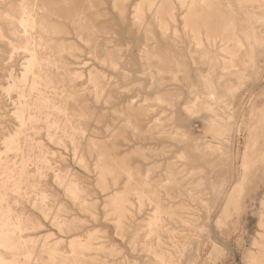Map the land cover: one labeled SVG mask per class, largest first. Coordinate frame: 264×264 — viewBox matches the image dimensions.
Masks as SVG:
<instances>
[{"label": "rangeland", "instance_id": "1", "mask_svg": "<svg viewBox=\"0 0 264 264\" xmlns=\"http://www.w3.org/2000/svg\"><path fill=\"white\" fill-rule=\"evenodd\" d=\"M86 1L87 27L54 17L52 48L40 50L59 61L50 68L61 79L59 112L40 111L31 76L19 80L27 55L12 52L18 39L0 19V208L12 209L23 241L16 252L0 247L2 264H264V39L251 28L264 31V0H221L228 11L201 0ZM14 3L0 1V18ZM233 21L243 47L224 81L211 59L229 56L224 26ZM195 29L202 60L190 50ZM206 82L222 83L213 109ZM8 132L21 148L7 150Z\"/></svg>", "mask_w": 264, "mask_h": 264}, {"label": "bare ground", "instance_id": "2", "mask_svg": "<svg viewBox=\"0 0 264 264\" xmlns=\"http://www.w3.org/2000/svg\"><path fill=\"white\" fill-rule=\"evenodd\" d=\"M2 1V3L6 0H0ZM180 1V0H179ZM183 1V0H181ZM194 2L197 1V0H193ZM200 1V0H199ZM203 4H206V5H210V6H216L218 8H222L223 10H231L229 6L227 7H223L222 3H221V0H201ZM242 1V0H241ZM155 2H157L155 0ZM15 5L13 6V10L15 11L14 14H10L8 13L7 11L3 12L2 15H1V18L2 20H4L6 23H8V25L10 26L9 27V31L10 33L12 34V36L15 37V39H18L16 40L17 43L14 42V40H9V46H11L12 48V52L13 53H20V52H23L25 55H27L26 57V61H25V64L23 66V72H22V77L21 81L25 82L26 85H28L27 83V77L30 75L31 76V80L29 81V91L32 93V94H35V95H31V96H36L37 97V100L36 102L38 103V106H39V110L41 109L40 106H42V109H43V106H45L44 108H48L46 106H50V107H54L55 109L57 108L58 112L59 111H62L61 107L59 105L56 104L55 100L57 98V96H59L61 93H59V86H58V82L61 80L60 79V75L59 74H53V72L50 70V68H52L51 66H58V59L55 58V56L52 54L51 56L49 54H46L45 56L40 52V50H44L45 49V52L46 49H49V48H52L51 46V42L50 40H48L46 38V36L50 35V34H53L55 33L58 29L56 28V25H54L52 19L54 17L56 18H62V17H65L67 19H69L73 25H77L80 27V29H83L85 27H87L85 21L87 19V12L91 9V3L89 1H86V0H15ZM152 4V3H151ZM154 4V3H153ZM156 4V3H155ZM227 4V3H226ZM1 6V5H0ZM9 7V6H8ZM171 7V6H169ZM1 8V7H0ZM209 8V7H208ZM152 9V8H151ZM250 9L253 10L254 13H257L258 11L261 10V8H259L258 5H254V4H251V7ZM9 10V9H7ZM13 11V12H14ZM10 12V11H9ZM233 12V11H232ZM262 12V11H261ZM260 12V13H261ZM235 15V14H234ZM249 20V19H248ZM68 21V20H67ZM234 22V23H233ZM231 23H227L226 26H224V34H225V37L224 39L228 41V45L225 47V50L228 52L227 54L229 55L227 58H223V57H214L211 59V62L212 61H215L216 64L214 65V70L222 77V79L224 77H228L230 74H231V68L232 67H235L234 66V62L235 60L238 59L239 54L238 52L240 51L239 49L242 48V42L240 41L239 37L232 32V29L234 28V26L236 27V22L233 21ZM212 27V26H211ZM252 29H254V33L256 35V37H260V38H263L264 39V31L263 29L261 28V24H254L252 27ZM57 29V30H56ZM18 30H20L21 32H19ZM165 31V30H164ZM167 31V29H166ZM194 34H193V38L191 39V46H190V50L191 51H194L195 49H197V52L199 54V59H203L206 55V52L205 50H201L200 48L202 47L201 43V40L200 38H198L200 35H201V32L199 29H195L193 30ZM187 32V31H186ZM167 33V32H166ZM245 34V33H244ZM4 34H3V30H2V27L0 26V37H3ZM175 36V35H174ZM202 36V35H201ZM243 36V35H242ZM50 39V38H49ZM218 39V38H217ZM232 39V40H231ZM247 41H249V37L246 38ZM245 40V41H246ZM54 41V40H53ZM52 41V42H53ZM209 42V41H208ZM215 42V41H214ZM51 43V44H50ZM54 43V42H53ZM249 43V42H248ZM247 43V44H248ZM55 44V43H54ZM215 44V43H214ZM224 48V47H223ZM245 48V47H244ZM175 49V48H174ZM53 51V50H52ZM176 51V50H175ZM252 52V47H251V44L249 43V48H245V52L244 54H249L250 52ZM43 52V51H42ZM51 52V50H49V53ZM174 52V51H173ZM224 52V51H222ZM172 53V52H171ZM23 54V55H24ZM51 54V53H50ZM252 54V53H251ZM15 55V54H14ZM18 55V54H17ZM21 55V54H20ZM174 55V54H173ZM244 55V56H245ZM19 57V56H17ZM16 57V58H17ZM251 58V57H250ZM14 61V60H13ZM59 67V66H58ZM238 68V67H237ZM236 68V69H237ZM235 69V70H236ZM239 69V68H238ZM237 69V70H238ZM14 70V69H12ZM11 70V71H12ZM159 72V71H158ZM21 73V72H20ZM58 73V72H56ZM14 74H10L9 77H10V86H9V89H14V87H16V79L15 77L13 76ZM214 75V74H213ZM19 76V75H18ZM29 76V77H30ZM202 76V75H201ZM205 76V75H204ZM177 77V76H176ZM203 78V76H202ZM30 79V78H29ZM206 79V78H204ZM212 79V78H211ZM225 79V78H224ZM223 79V80H224ZM18 80V81H19ZM207 80V79H206ZM222 80V81H223ZM226 80V79H225ZM224 80V81H225ZM8 81V80H7ZM20 81V82H21ZM208 81V80H207ZM221 81V82H222ZM223 81V82H224ZM230 81V80H229ZM22 82V83H23ZM239 82V81H238ZM7 83V82H6ZM9 84V83H7ZM205 84V82H204ZM207 84V82H206ZM208 85V84H207ZM205 85V86H207ZM202 86V85H201ZM209 86V85H208ZM222 87V83H218L216 85H210L207 89H208V97L209 99L212 100V102H210L209 100H207V105L210 107V108H215L216 105H215V102H216V98H215V94H217L218 91H216V88H220ZM23 88V87H22ZM21 88V89H22ZM50 88H52L51 90H53L52 94L50 93V95L48 94ZM26 90V88H24ZM24 89H22L20 92H19V98L24 96V92H26ZM204 89V88H203ZM2 90V89H1ZM15 90V89H14ZM5 91V90H4ZM2 91V92H4ZM13 91V90H12ZM62 91V90H61ZM205 91V90H204ZM207 91V90H206ZM88 92V91H87ZM13 94V93H12ZM2 95V94H1ZM28 97V95H27ZM24 98V97H23ZM22 98V100H23ZM72 98V97H71ZM10 99V97H9ZM32 99V98H30ZM60 99V98H58ZM28 100V99H27ZM35 100V99H34ZM21 100H17L16 102L19 104ZM26 101V100H24ZM15 102V101H14ZM35 102V101H34ZM200 102V101H199ZM36 103V104H37ZM18 104H13V105H16L15 109L18 108L17 112H16V117L19 121V124L20 125H23L24 126V118L25 115H21L22 113V107L24 105H26V103H24V105L21 106V103L19 106H21L22 109H19L20 107H17ZM34 104V103H33ZM28 105V104H27ZM36 106V107H38ZM30 107V106H29ZM28 107V108H29ZM35 107V106H34ZM194 107H195V104H193L192 106H188L186 107V109L188 111H195L194 110ZM14 108V106H13ZM27 108V107H25ZM33 108V107H32ZM219 108V107H218ZM223 109V108H222ZM24 110V109H23ZM28 110V109H27ZM37 110V109H36ZM46 110V109H45ZM16 111V110H15ZM31 111V109L29 110ZM38 111V110H37ZM41 111V110H40ZM39 111V112H40ZM13 112V111H12ZM52 112V111H51ZM35 113V112H34ZM49 113V111H48ZM15 114V113H14ZM30 114V113H28ZM43 114V113H42ZM50 114V113H49ZM12 116V114H10ZM47 115V114H46ZM23 116V117H22ZM29 116V115H28ZM32 116L34 115H31L29 116V118L31 117V119L33 118ZM45 116V115H44ZM51 116V115H50ZM48 116V118L50 117ZM220 118L222 120H226L227 118H231V114L228 115V116H225L223 114H220L219 115ZM13 118V117H12ZM28 118V117H27ZM35 118V117H34ZM48 118H45V120H47ZM38 119V118H36ZM14 120V122H15ZM29 120V119H28ZM35 121V120H34ZM37 121H40V120H36L35 122ZM43 119L40 121L42 122ZM53 121V120H52ZM69 121V122H68ZM67 122L69 123V125H71V121L68 120ZM48 122V121H47ZM46 122V123H47ZM51 122V121H50ZM27 123V122H25ZM29 123V122H28ZM33 123V122H31ZM39 123V122H38ZM45 123V125H46ZM49 123V122H48ZM66 123V122H65ZM67 123V125H68ZM37 124V123H36ZM42 124V123H41ZM27 125V124H26ZM25 125V127H26ZM66 125V126H67ZM30 126H32L30 124ZM60 126V124H59ZM64 126V125H62ZM15 127V126H14ZM36 128V126H34ZM21 128V127H20ZM20 128H17L18 130H20ZM23 128V127H22ZM32 130H33V127H31ZM66 127L64 126V129ZM70 128V127H69ZM26 129V128H25ZM42 129V128H41ZM63 129V128H62ZM13 130V129H12ZM17 130V131H18ZM35 130V129H34ZM38 130V129H37ZM14 131V130H13ZM41 131V130H39ZM44 131V130H43ZM55 131V130H54ZM65 131V130H64ZM69 131V130H68ZM19 132V131H18ZM23 132V131H22ZM36 132V131H35ZM42 132V131H41ZM9 133V132H8ZM40 132H38L39 134ZM53 134V131L51 132ZM58 133V131L56 132ZM60 133H61V130H60ZM63 133V132H62ZM61 133V135L58 133V135L62 136L63 134ZM19 134V133H18ZM17 132L14 133V134H11L9 133L8 136H5L4 137V140H3V144H5L7 150H11V149H16L18 148L19 144H20V135H18ZM22 134V133H21ZM23 134H25L23 132ZM50 134V133H49ZM51 134V136L53 137V135ZM69 134V133H68ZM7 135V134H6ZM26 135V134H25ZM47 135V133H46ZM45 135V136H46ZM56 135V134H55ZM54 135V136H55ZM27 136V135H26ZM25 136V137H26ZM35 136V135H34ZM40 136H41V133H40ZM48 136V135H47ZM46 136V137H47ZM36 138V137H35ZM55 138V137H54ZM23 139V138H22ZM31 139V138H30ZM61 139V138H60ZM34 140V139H33ZM54 140V139H53ZM73 140V139H72ZM71 140V141H72ZM36 141V140H35ZM62 141V140H61ZM24 142H25V138H24ZM32 142V141H31ZM40 142V141H38ZM37 142V143H38ZM43 142V140H42ZM55 142V141H53ZM36 143V145H37ZM74 143V142H73ZM60 144V143H58ZM24 145V144H23ZM39 145V144H38ZM43 144H41L40 146H42ZM74 145V144H73ZM72 145V146H73ZM20 147V146H19ZM23 147V146H22ZM75 147H76V144H75ZM21 148V147H20ZM39 148V147H38ZM44 148V146H43ZM77 148V147H76ZM214 148V147H213ZM40 149V148H39ZM74 149V148H73ZM209 149V147H208ZM216 149V148H214ZM6 150V151H7ZM21 149H19L20 151ZM23 150V149H22ZM42 150V149H40ZM196 150V148H195ZM213 150V149H212ZM7 151V152H8ZM29 151V150H28ZM33 151V149H32ZM219 151V150H218ZM0 152H3V151H0ZM5 152V151H4ZM11 152V151H10ZM42 152V151H41ZM211 152V150H210ZM214 152V151H213ZM216 152V150H215ZM17 153H18V150H17ZM21 153H23V151H21ZM25 153H26V150H25ZM75 153H76V150H75ZM207 153V152H206ZM0 154H4V153H0ZM6 154V153H5ZM15 154V153H14ZM222 154V153H221ZM8 155V154H7ZM23 155V154H22ZM21 155V156H22ZM6 156V155H5ZM20 156V155H18ZM24 156V155H23ZM28 156V155H27ZM26 157V156H25ZM3 158V157H2ZM1 158V159H2ZM0 159V160H1ZM7 159V158H6ZM5 159V160H6ZM39 159V158H38ZM45 159V158H44ZM23 160V158L21 159ZM29 160V159H28ZM42 160V159H41ZM2 161V160H1ZM45 162V161H44ZM43 162V163H44ZM21 163V162H20ZM23 163V162H22ZM21 163V164H22ZM47 163H48V160H47ZM1 164V163H0ZM20 164V165H21ZM25 165V164H24ZM24 165H22L24 167ZM28 165V164H27ZM25 165V167L27 166ZM4 167V166H3ZM22 167V168H23ZM6 169V168H5ZM10 169H13V168H10ZM25 169V168H23ZM8 170V169H7ZM21 170V168H20ZM4 171V170H2ZM10 171L9 170V174H10ZM21 171H24V170H21ZM13 172V171H12ZM38 172V171H37ZM41 171H39V174H40ZM19 173V172H18ZM22 173V172H20ZM19 173V174H20ZM25 174V172H23ZM22 173V174H23ZM3 174V173H2ZM62 174V173H61ZM1 175V174H0ZM12 175V174H11ZM30 175V174H29ZM41 175V174H40ZM102 175V173H101ZM22 176V175H21ZM57 176V174H56ZM61 175L59 174V177ZM2 177V175H1ZM8 177V175H7ZM43 177V176H41ZM57 177V178H59ZM63 177V176H62ZM10 178V177H9ZM13 178V177H12ZM55 178V177H54ZM11 179V178H10ZM63 179V178H61ZM171 179V178H170ZM21 180V179H20ZM26 180V179H25ZM60 180V179H58ZM65 180V179H63ZM62 180V182H63ZM168 180H169V177H168ZM173 179H171L172 181ZM19 181V180H18ZM10 183V182H9ZM17 183V182H15ZM31 183V181H30ZM35 183V182H34ZM60 183V182H58ZM65 183V182H63ZM3 184V182H2ZM6 184V183H5ZM4 184V185H5ZM20 186L16 189L17 192H19V189L21 187V183H19ZM62 184V183H61ZM15 185V184H14ZM12 185V186H14ZM31 185V184H30ZM33 185V184H32ZM3 186V185H2ZM7 185H5L4 187L6 188ZM38 186V185H37ZM31 187V186H30ZM35 187V186H34ZM39 187V186H38ZM68 187V186H67ZM3 188V187H2ZM32 188V187H31ZM36 189V188H34ZM32 190V189H31ZM42 190V189H41ZM67 190V189H66ZM68 190L70 192V194H72L73 196H76L77 195V190H76V187L75 186H71V187H68ZM67 190V191H68ZM3 191H4V188H3ZM7 192V189L5 191V194ZM16 192V193H17ZM19 194V193H18ZM29 194V193H28ZM27 194V195H28ZM41 194H43V192H41ZM45 194V193H44ZM69 194V193H67ZM2 192L0 191V196L2 197ZM20 195H21V192H20ZM38 195V194H37ZM5 196V195H4ZM39 196V195H38ZM42 196V195H40ZM39 196V198H40ZM45 196V195H44ZM44 196L41 197V199L44 198ZM47 196V195H46ZM48 197V196H47ZM121 198V197H120ZM2 198H0V201ZM40 199V200H41ZM117 199V198H116ZM126 199V198H125ZM119 200V199H117ZM116 200V201H117ZM35 200H33L34 202ZM115 201V200H114ZM120 201V200H119ZM3 202V201H2ZM37 202V201H35ZM34 202V203H35ZM43 202H45V200H43ZM42 202V203H43ZM39 203V202H38ZM114 203V202H113ZM1 204V202H0ZM126 204V203H125ZM140 204V203H139ZM33 205H36V204H33ZM32 205V206H33ZM128 205V203H127ZM2 206V204H1ZM142 206V205H141ZM158 206V204H157ZM110 207H112L110 205ZM122 207V206H119V208ZM160 207V206H159ZM9 208V206H8ZM115 208V207H114ZM6 207L4 208L3 206V209L0 208V247L3 246L5 248V250L7 249V251H13L16 250H21L22 249V243L23 241L20 240V238H15V235H16V232H15V229L19 228L22 230V228H20V225H16V224H11L10 222L12 221L9 217V215L7 214V212L9 211H12L9 210V209H6ZM35 209L36 206H35ZM142 209V208H141ZM49 210V209H48ZM47 210V211H48ZM121 210V209H119ZM42 211V209H41ZM116 211V210H115ZM156 211V209H155ZM154 211V212H155ZM158 211V210H157ZM43 212V211H42ZM127 212V211H126ZM129 212V210H128ZM131 212V211H130ZM118 213H120L118 211ZM125 213V212H124ZM45 214V213H44ZM156 214V213H155ZM46 215L47 212H46ZM120 215V214H119ZM121 215H124L122 214L121 212ZM159 215V214H158ZM11 216V215H10ZM45 216V215H44ZM125 216H126V213H125ZM162 216V215H161ZM47 218V216H45ZM121 218V217H118V219ZM152 218V217H151ZM155 218V217H154ZM156 218H157V215H156ZM161 217H159V220H160ZM28 219V218H27ZM19 220V219H18ZM29 220V219H28ZM58 219H56L57 221ZM158 220V219H157ZM156 220V221H157ZM162 220V219H161ZM118 221V220H117ZM122 221V220H121ZM18 222V221H17ZM162 222V221H161ZM149 223V222H148ZM152 223V222H151ZM264 223V222H263ZM23 224V223H22ZM118 224V223H117ZM147 224V223H146ZM125 225V224H124ZM148 225V224H147ZM154 225V223H153ZM264 226V225H263ZM158 227V226H157ZM151 229V228H150ZM149 229V230H150ZM156 230V228H155ZM159 230V229H158ZM20 232V230H19ZM89 238V237H88ZM97 239V238H96ZM158 239V238H157ZM91 241V240H90ZM161 243V242H160ZM26 244V243H25ZM75 244V243H74ZM162 244V243H161ZM84 246V245H83ZM2 247V248H3ZM94 247V246H93ZM80 248V247H79ZM84 248H86L84 246ZM95 248V247H94ZM4 250V251H5ZM112 251V250H111ZM165 251V250H164ZM167 251V250H166ZM83 252V251H82ZM161 252V250H160ZM3 254H0V263L2 264L5 259L3 257ZM158 255V254H157ZM79 258V257H78ZM171 261V259L169 260ZM6 263H8V261L6 260L5 261ZM175 264V263H174Z\"/></svg>", "mask_w": 264, "mask_h": 264}]
</instances>
